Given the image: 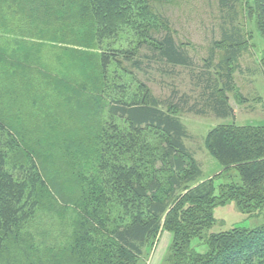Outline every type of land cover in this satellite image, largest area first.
<instances>
[{
    "label": "trees",
    "instance_id": "obj_1",
    "mask_svg": "<svg viewBox=\"0 0 264 264\" xmlns=\"http://www.w3.org/2000/svg\"><path fill=\"white\" fill-rule=\"evenodd\" d=\"M152 1L168 0H87L97 44L114 39L123 25L140 29L141 24L132 20L139 17L145 23L143 41L151 50L148 58L164 65L191 66L192 59L170 31L157 32L159 18ZM238 1L217 0L219 7L233 13ZM252 1L248 9L264 38V0ZM232 29L222 27L204 69L194 76L202 86L201 105H188L185 98L162 102L144 83L124 98L126 86L117 66L132 60V67L138 68L139 57L122 47L100 51V90L106 98H98L95 110L99 107L101 118L92 132L62 146V156L75 169L78 194L72 202L67 242L51 251L55 257L30 246L26 230L50 194L37 161L40 147L28 148L0 117V264H62L64 259V264H135L160 228L171 235L170 264H264V222L249 229L233 226L208 232L216 205L233 201L247 216L264 207V102L256 99L261 102L262 124L221 123L206 132L205 149L222 166L217 195L213 178L200 180V164L184 143L186 129L172 111L233 117L227 94L233 92L232 72L247 41ZM216 48L222 49L217 61ZM258 62L264 75V57ZM192 238L204 241L207 252H196Z\"/></svg>",
    "mask_w": 264,
    "mask_h": 264
},
{
    "label": "rangeland",
    "instance_id": "obj_2",
    "mask_svg": "<svg viewBox=\"0 0 264 264\" xmlns=\"http://www.w3.org/2000/svg\"><path fill=\"white\" fill-rule=\"evenodd\" d=\"M252 3V0L238 1L233 13V10L219 7L217 0L152 1V10L159 18L157 32L169 30L192 59L191 66L183 67L164 65L155 58H148L151 50L149 42L143 41L141 29L145 23L140 22L139 17L132 20L141 24L140 29L123 25L114 39L98 45L93 21L86 11L87 0H0V117L7 127L20 135L28 148L40 147L38 165L49 181L50 194L44 196L26 228L30 246L40 247L55 257L51 251L66 243L71 231L72 202L78 194V180L73 174L71 160L62 156V146L77 141L79 134L92 132L96 120L101 118L99 107L95 110L98 98H106L100 90V51L122 47L134 50L139 57L138 68L132 67V60L122 61L117 66L122 70L126 86L124 98L128 99L136 91L138 83H144L162 102L174 103L185 98L188 105L195 102L201 105L202 86L194 76L204 69V60L214 41L220 39L222 27L238 29L242 39L247 41L244 51L264 57V38L248 9ZM221 51V48L214 50L215 61ZM209 72L213 74L214 67ZM254 87L264 99V82H257ZM233 90L230 103L236 108L235 118H216L209 111L199 115L172 110L186 129L184 143L200 164V180L213 178L214 195L223 180L217 176L222 166L205 149L206 132L221 123L260 124V107L251 104L253 112L239 110L240 106L235 105L241 100L236 82ZM233 173L238 180V174ZM212 217L214 222L208 232L228 230L233 226L249 229L263 224L264 207L256 215L247 216L231 201L214 206ZM170 242V233L160 228L150 239L153 244L145 245L135 264H170ZM190 245L200 254L208 250L199 238H192ZM64 262L65 259L62 264Z\"/></svg>",
    "mask_w": 264,
    "mask_h": 264
},
{
    "label": "crops",
    "instance_id": "obj_3",
    "mask_svg": "<svg viewBox=\"0 0 264 264\" xmlns=\"http://www.w3.org/2000/svg\"><path fill=\"white\" fill-rule=\"evenodd\" d=\"M253 56L249 55L248 52L243 51L237 59L238 67L234 70V73L232 74V77H234V80L232 79L233 87H234V82H236L237 86H239V95L246 99V101L238 100L237 104L235 105L240 106L239 110H245V111L248 110L250 112H253L251 111L252 110L250 107L251 104L258 105L261 110V102L256 100L257 98H260L261 101L264 102V99L258 92H256L254 87V85L257 82H262V81L264 82V75L259 66L258 56L255 55V53H253ZM231 93L232 92L228 93L227 96L229 97V104L233 110V118H235L236 108L232 106L230 103V98H232ZM226 118L227 117L221 119H226ZM262 120H263V116L261 112L258 123L261 124Z\"/></svg>",
    "mask_w": 264,
    "mask_h": 264
}]
</instances>
